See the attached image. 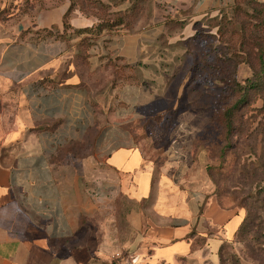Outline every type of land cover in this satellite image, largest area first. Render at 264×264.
Masks as SVG:
<instances>
[{
	"label": "crops",
	"instance_id": "crops-1",
	"mask_svg": "<svg viewBox=\"0 0 264 264\" xmlns=\"http://www.w3.org/2000/svg\"><path fill=\"white\" fill-rule=\"evenodd\" d=\"M157 1L166 12L154 5L149 22L133 31L95 35L77 33L97 21L68 0H3L0 264H179L202 257L218 264L219 248L234 238L243 212L180 179L190 154L175 145L174 133L158 153L156 136L144 129L145 121L165 120L144 109L154 113L158 66L178 57L161 52L166 20L182 24L165 37L175 46L234 0ZM39 31L57 35L42 39ZM146 141L155 154L145 152ZM144 204L151 206L146 215ZM115 205L124 206L131 230L128 255L117 259L106 255L108 243L96 246L80 231L96 215L111 220Z\"/></svg>",
	"mask_w": 264,
	"mask_h": 264
},
{
	"label": "rangeland",
	"instance_id": "rangeland-1",
	"mask_svg": "<svg viewBox=\"0 0 264 264\" xmlns=\"http://www.w3.org/2000/svg\"><path fill=\"white\" fill-rule=\"evenodd\" d=\"M134 1L125 0L117 6L107 0L87 2L81 0V4L89 14H96L103 20H115L116 18L111 15L129 9ZM92 2L98 4L92 5L90 4ZM243 3L223 8L217 17L201 21L196 28L193 41L172 46L168 45L165 37L160 38L161 52L167 50L178 57L175 60L161 62L158 66L160 85L153 108L154 113L144 109L147 115H158L165 119L160 123L145 121L144 129L157 137L153 143L159 148L158 153L169 144L170 140H167L166 134L169 133L168 139H171V134L174 133L173 139L175 135L177 138L175 145L190 154L185 168L187 171L183 177L179 176L180 179L196 181L199 184L197 188L214 197L221 206L243 212L244 231L224 243L225 258L233 255L241 258L243 253H249L250 247L253 246L250 242L254 233L264 234V111L259 112L263 107V101L257 94L251 93L248 103L238 114L233 115L237 130L235 144L221 152L225 145L222 112L236 100L235 94L230 90L232 83L243 86L242 82L249 78L253 71H258V64L251 60L252 70L246 65L239 64L237 36H226L227 41L225 40L223 45L218 40V32L222 29L219 24L227 22L228 28L231 25L234 27L232 29L234 32L238 31L241 25L246 26L256 37L264 36V28L260 32L254 29L264 24V10ZM3 5V0H0V9ZM104 5L108 6L110 13L101 9ZM154 5L166 12V5L157 0H143L140 3L141 12L136 16L130 15L128 19L133 20L135 26L149 22ZM97 9H100L99 14L94 13L98 11ZM4 14H7V10H0V19ZM109 16L111 18H108ZM159 17L167 18L162 12L159 13ZM227 27L225 26V29ZM172 30L171 32L177 31L176 28ZM114 31L117 29L109 32ZM234 42H236L234 49L227 48L234 45ZM76 63L79 65V71L86 73L85 62ZM85 78L88 79L87 76ZM172 120H175L174 124ZM144 150L147 154H155L150 141L145 142ZM150 208L149 204L141 207L145 215L150 212ZM123 209V205H115L111 220L103 222L102 218L96 215L92 220L83 221L84 226L81 225L80 231H89L90 238L95 241L96 246L108 243L103 248L108 251L106 255L112 258L128 255L125 242L130 239L131 230L123 220ZM179 264L212 263L202 257L198 260L184 259Z\"/></svg>",
	"mask_w": 264,
	"mask_h": 264
},
{
	"label": "trees",
	"instance_id": "trees-1",
	"mask_svg": "<svg viewBox=\"0 0 264 264\" xmlns=\"http://www.w3.org/2000/svg\"><path fill=\"white\" fill-rule=\"evenodd\" d=\"M71 4V7H78L80 11L90 17H94L97 21V24L94 28L90 30H83L82 32H77V33H85V32H92L95 35H99L102 32H109L113 31L114 29H118L122 27V29L127 30V31H133V27L135 26L133 20L130 21L128 19L130 15L136 16L138 13L141 12V6L140 3L143 0H135L133 4H131V7L127 10H124L123 12H115V14H112L111 16H114L116 19L115 20H103L99 18V16H96V14L92 15L89 14L87 10L82 7L83 5L81 4V0H68ZM88 0H84V2H87ZM111 4L113 3L114 6H117L118 3H124L125 0H107ZM245 2V3H243ZM246 4L247 6H252V7H259L262 10H264V3L257 2L256 0H234L232 6L235 4ZM92 5H97L98 3L92 2L90 3ZM113 6V7H114ZM231 7V6H230ZM101 9L103 10H108V13H110V9H108V6H103ZM97 12L94 13H100V9H97ZM222 11V9L219 11ZM108 18H111L110 16ZM217 19V18H216ZM214 19V20H216ZM227 27V22L220 23L219 25L222 26V29L219 34V41L225 45V40L227 41L226 36L229 37H234L235 35L237 36V41H238V51H240V62L239 64L246 65L252 70L251 66V60H254L258 64V71L252 72V75L249 78H246L242 83L243 86L240 84H235L234 82L232 83L233 86L230 88V90L235 94L236 100L233 105L227 107L224 109L222 112V119H223V129H224V135H225V145L221 149V152H224L231 147L234 146L235 138H236V123L233 119V115L238 112L244 107L245 104L248 103L249 100V95L253 93L254 95H258L261 97L263 101V107L259 112L264 111V36L256 37L253 35L252 31L250 29H247L246 26L242 27V25L239 27L238 31L234 32L232 29L234 27L231 25L230 28ZM182 24L174 22L172 20H166L164 23V30L161 35V38L166 37L170 35L172 29L176 28L178 29ZM264 28V24L260 27H254L256 32H260L261 29ZM66 29V27H64ZM240 32V33H239ZM251 33V34H249ZM39 37L42 39L46 38H52L56 37L57 34L49 31H39L36 33ZM195 40V35L187 40L188 41H193ZM236 42H234V45L227 46V48L234 49ZM126 67V66H125ZM126 68H129L127 66ZM130 69V68H129ZM219 204V203H218ZM219 206H221L219 204ZM223 207V206H221ZM245 219L243 218L242 224L240 225L239 229L237 230L235 236L240 235L243 233L244 229V223ZM256 227V226H255ZM259 228V227H258ZM255 235L251 237V242L250 244H253L252 247L249 249V253H243V256L241 258L237 257L236 255L230 256L229 258H225L224 254V243L221 245L218 251V260L219 264H225L230 263V264H242V262H247L249 264H264V234L262 232H256L254 233ZM257 234V235H256ZM234 236V237H235ZM261 240H263L261 242Z\"/></svg>",
	"mask_w": 264,
	"mask_h": 264
}]
</instances>
